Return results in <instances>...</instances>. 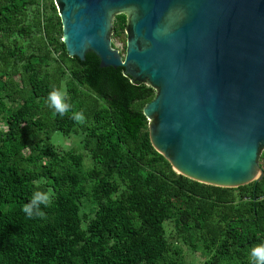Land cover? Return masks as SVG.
I'll list each match as a JSON object with an SVG mask.
<instances>
[{
  "label": "trees",
  "instance_id": "16d2710c",
  "mask_svg": "<svg viewBox=\"0 0 264 264\" xmlns=\"http://www.w3.org/2000/svg\"><path fill=\"white\" fill-rule=\"evenodd\" d=\"M61 37L54 0H0V264H264V174L233 188L176 173L149 141L155 90ZM55 132L84 152L54 149Z\"/></svg>",
  "mask_w": 264,
  "mask_h": 264
},
{
  "label": "water",
  "instance_id": "95a60500",
  "mask_svg": "<svg viewBox=\"0 0 264 264\" xmlns=\"http://www.w3.org/2000/svg\"><path fill=\"white\" fill-rule=\"evenodd\" d=\"M69 56L123 67L155 90L148 137L172 169L238 187L259 181L264 149V0H54ZM124 13L125 51L112 44Z\"/></svg>",
  "mask_w": 264,
  "mask_h": 264
},
{
  "label": "rangeland",
  "instance_id": "374dc122",
  "mask_svg": "<svg viewBox=\"0 0 264 264\" xmlns=\"http://www.w3.org/2000/svg\"><path fill=\"white\" fill-rule=\"evenodd\" d=\"M111 39H112V42H114V47H116L121 53H124L125 43H126L125 31L118 38L113 39L111 35ZM0 128H5L4 123L2 122L0 123ZM51 144L53 148L58 151H64L65 149H68V148H75L77 152H84V150L81 148V146L78 143L77 137L74 135L69 138H65L61 136L58 132H55L51 136ZM165 227L167 230V235L169 236L171 240H173L172 234H175V230L172 228V226L168 222H166ZM177 242L181 246L182 253L185 259L187 260L190 259L191 261L198 262V263L199 262L201 263V261H203L204 256L201 255L199 251H195V252L190 251V249L187 247L186 244L182 243L181 241H177Z\"/></svg>",
  "mask_w": 264,
  "mask_h": 264
}]
</instances>
